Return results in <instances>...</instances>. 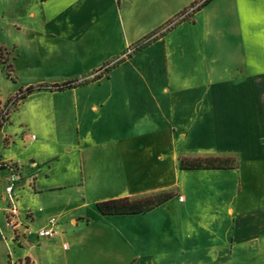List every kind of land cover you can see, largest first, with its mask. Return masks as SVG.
I'll list each match as a JSON object with an SVG mask.
<instances>
[{
	"label": "crops",
	"instance_id": "1",
	"mask_svg": "<svg viewBox=\"0 0 264 264\" xmlns=\"http://www.w3.org/2000/svg\"><path fill=\"white\" fill-rule=\"evenodd\" d=\"M194 1L16 0L12 23L24 42L0 47L5 52L23 47L30 56L44 57L52 68L64 70L59 76L61 81H82L122 55L121 47L113 57H102L126 36L127 24L147 21L158 10L164 20L169 19ZM200 20L203 31L193 38L196 42L190 43L188 51L183 48L174 52L181 63L188 62L189 66L171 74L166 69L169 54H165L163 69L157 65L141 74V83L152 91L157 88L161 95L142 98L140 107L133 98L116 95L98 100L72 99L76 144L66 148L65 154H78L79 196L85 204L155 192L173 195L178 207L174 264H264V0H209L183 23L194 26ZM113 69L79 87L109 80ZM171 87L177 92L189 88L190 95L171 101L165 96ZM77 88L69 90L75 92ZM21 125V146L27 148L37 141L40 127L38 123ZM24 132L34 138L23 137ZM5 143L8 146L10 141ZM225 156L235 158L232 168L182 169L179 165L181 158ZM57 157L30 155L20 161L9 156L0 161L23 165L22 176H28L29 184L32 167L41 165L48 171L45 165ZM27 162L31 167L25 166ZM1 171L6 184L8 169ZM170 175L173 180L165 183ZM32 180L35 186L38 175ZM88 183L102 189L109 185L112 190L87 195ZM0 196L4 198L5 192ZM150 211L131 215L97 213L106 218H134L139 223L130 226L129 232L136 233V243L143 245L149 229L141 218ZM47 219L37 227L45 225ZM184 219L186 223L182 224ZM63 233L57 238L63 239ZM54 238L41 243L29 237L27 243L30 239L35 242L24 256L35 264H46L35 259L32 249L49 257L48 251L52 253L58 247ZM127 240L134 245L130 236ZM58 249L67 254L69 246ZM142 259L137 254L134 264L142 263Z\"/></svg>",
	"mask_w": 264,
	"mask_h": 264
},
{
	"label": "rangeland",
	"instance_id": "2",
	"mask_svg": "<svg viewBox=\"0 0 264 264\" xmlns=\"http://www.w3.org/2000/svg\"><path fill=\"white\" fill-rule=\"evenodd\" d=\"M16 6V0H0V45L10 46L14 42H24L23 37L20 39V30L14 27L12 23ZM183 9H180L176 15L166 20H164V15L161 14L162 11L158 10L156 14H151L152 16L147 21L127 24L126 36L117 40L112 51H109L106 55L104 53L102 57L108 55L113 57L114 51H118L121 47L122 55L117 59L114 58L109 64L103 65L102 70H99V68L92 73L93 75L98 71H102L104 74L105 67L116 63L114 69L111 68L113 71L109 80L82 88L78 86L79 88L76 87L75 92L69 90L70 88L66 91L63 90L64 92L57 91L56 93L47 89L34 90L19 104L8 106L9 123L6 121L0 129V159L11 156L16 160L23 161L30 155L47 157L52 154H57L58 157L45 165L48 171L45 168L41 169V165L32 167L30 171V177L32 178H30L29 184H26L28 176H22L23 165L20 167L15 163L10 164L20 167V178L23 179H19L14 184L11 193L12 200L6 196L4 198L0 196V264H4V253L6 254L7 264L21 263L22 260L30 261V257L24 256V254L35 242L30 239V243H27L26 239L22 238L23 228L21 226L13 228L11 225H7V220L16 223L17 217H19L22 226L33 223L35 220V223L30 224V226L37 227L43 224L51 215L60 219V226L64 231L63 239L56 237L52 241L57 242L58 247H62V242H64L69 246V250L65 254L56 246L54 252L48 251L50 253L48 257V255L44 256V253H39L40 250L32 249V255L37 261L42 259L47 261L46 264H134L136 255L139 254L143 256L142 263L139 264H174L173 239L178 207L173 195L168 198L169 200L166 203L142 216L141 219H143V223L149 231L146 233V241L141 245L136 243V240L139 241L136 239L137 234L132 231V233L129 232L131 230L130 226L139 223L134 218L102 217L97 213L94 203L91 205L84 203L86 201L79 196L82 193L80 192L81 188H79L81 186V173L78 154L75 151L68 155L65 153L66 148H72L76 144V122L72 119V110H70L73 106L70 103L72 99L98 100L108 95H116L133 98L140 107L142 98L149 99L153 94L161 95L157 92V88L153 89V92L151 87L148 88L141 83V74L144 69H152L157 65H160V68L163 69L165 54H169L166 59V69L171 74L182 69V67L189 66L188 62L181 63L175 57L174 52L176 49L183 48L188 51L190 43L196 42L193 38L202 33L203 23L201 20L194 26L183 23L191 18L178 19V15ZM170 21L171 28L168 31L163 32L164 30H160V32L162 31L158 38L160 40H151L155 35L153 33H157L161 27ZM150 34L151 36L147 42L151 40L149 43H152V45L142 50L144 46L138 47L139 45L136 44ZM127 42L129 43L125 45ZM0 48L2 49L0 117L3 119L6 116V101L20 88L60 84L66 80H72L61 81L59 76L62 75V72L64 73V70L58 71L52 68L44 60V57L38 59L35 56H30V53L23 47L15 50L9 48L6 52L3 50L4 48ZM127 54H131V56L128 57ZM121 59L122 61L119 62ZM176 64L179 65L178 68ZM185 74L183 73V75ZM179 90L177 92L175 88L171 87L170 92L165 94L166 98H170L172 101L177 97L190 95L189 88ZM198 91L201 92L200 89ZM59 111H63V115ZM25 123L31 125L38 123L40 127L37 141L27 148H24V145L21 146L20 141L22 137H20V131L24 127L21 124ZM135 123H138L136 117ZM135 128L137 129L138 126H135ZM28 135L30 134L24 132L23 137ZM5 136L6 141L4 140ZM30 138H32V135H30ZM176 138L178 137L176 136ZM9 141V145L6 146L5 142ZM186 143L188 144V142ZM221 158L228 159L235 164V158L232 156ZM30 165V162L25 163L27 168ZM4 167H6V164L0 161V169ZM35 175H38V180L33 186L32 179ZM3 179L4 172L1 171L0 193L5 190L6 184L3 183ZM170 180H173V175L167 176L165 183H169ZM43 189L45 190L40 191ZM111 190L112 188L109 185L102 189L100 185L87 184V195H100ZM33 192H36L35 195H33ZM165 193L169 194L168 191H165L150 195ZM39 207L42 208L41 211L38 210ZM13 210L15 211L12 212ZM71 216L73 221L70 223ZM77 223L81 226H74ZM181 223L185 224V219ZM129 236L134 245L127 240ZM41 241L46 240L38 242Z\"/></svg>",
	"mask_w": 264,
	"mask_h": 264
},
{
	"label": "trees",
	"instance_id": "3",
	"mask_svg": "<svg viewBox=\"0 0 264 264\" xmlns=\"http://www.w3.org/2000/svg\"><path fill=\"white\" fill-rule=\"evenodd\" d=\"M209 0H197L192 2L189 7L184 8L181 13L178 15V19L185 20L192 16V13L199 10L206 2ZM171 21L168 22L166 25L161 27L157 33L151 38V40H156L159 38L163 32L168 31L171 28ZM152 34V33H151ZM150 35L145 37L143 40L138 42L136 45L138 47L146 46L150 41ZM1 51L0 48V63H1ZM127 56H131V54H127ZM122 59L119 61L121 62ZM116 63L108 65L104 68L105 73L103 74L102 71H98L93 74L90 78L84 79L82 81L78 79L66 80L60 84L54 83L52 85H37V86H27L24 89L20 88L14 95L8 98L6 101V109L5 118L0 119V128L3 124L8 121V106L9 105H17L19 104L28 94L33 92L34 90L40 89H47L50 91H63L69 88H75L89 82L96 81L100 79L103 75L107 74L111 68H113ZM103 67H100L99 70H102ZM9 76V73H8ZM180 168L182 169H228L232 168L235 164L228 159H223L221 157H205V158H181L179 161ZM171 195L165 194H157V195H148L139 199H130L128 197H119V198H112L104 201H98L95 203V208L101 215H131V214H140L150 211L151 209L157 207L165 200H167Z\"/></svg>",
	"mask_w": 264,
	"mask_h": 264
},
{
	"label": "built area",
	"instance_id": "4",
	"mask_svg": "<svg viewBox=\"0 0 264 264\" xmlns=\"http://www.w3.org/2000/svg\"><path fill=\"white\" fill-rule=\"evenodd\" d=\"M34 138V135L32 136ZM8 169V173L6 176V185H5V194L6 197L11 198V193L13 191L14 184L20 179V168L13 165H6ZM179 200H182V197H179ZM11 210L10 208H8ZM13 210L12 212H14ZM7 225H11L13 228L17 226H21L23 228L22 231V238L28 239L29 237H34L37 241L40 240H49L54 237H58L62 234V231L60 229V222L59 219L55 216L48 217L46 224L39 227H31L30 224L23 225L21 224V221L19 220V217H17V222L13 223V221L7 220ZM25 235V236H23ZM15 236V235H14ZM63 249L67 248V245L63 243L62 245ZM12 264H35L34 261L30 260L26 262L25 260H22L21 263H12Z\"/></svg>",
	"mask_w": 264,
	"mask_h": 264
}]
</instances>
